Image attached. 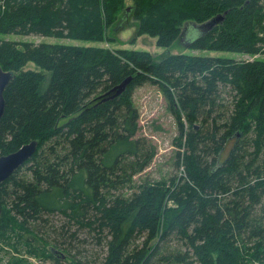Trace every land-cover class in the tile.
Segmentation results:
<instances>
[{
	"label": "trees",
	"instance_id": "16d2710c",
	"mask_svg": "<svg viewBox=\"0 0 264 264\" xmlns=\"http://www.w3.org/2000/svg\"><path fill=\"white\" fill-rule=\"evenodd\" d=\"M125 12L135 35L159 47L221 15L191 49L264 54V0H5L0 34L104 42ZM0 66L14 73L0 152L37 141L0 182V241L24 239L29 254L44 255L23 234L38 240L40 222L59 214L105 240L102 264H264V60L177 53L156 61L146 50L1 39ZM147 82L177 118L184 151L175 166L185 173L134 185L156 155L138 136L132 100Z\"/></svg>",
	"mask_w": 264,
	"mask_h": 264
},
{
	"label": "rangeland",
	"instance_id": "374dc122",
	"mask_svg": "<svg viewBox=\"0 0 264 264\" xmlns=\"http://www.w3.org/2000/svg\"><path fill=\"white\" fill-rule=\"evenodd\" d=\"M126 1L128 5L132 2V0ZM123 21L122 25H120L121 21H118L119 23L117 22L119 25L117 30L115 25L108 30L107 33L110 39L104 42H89L86 40L56 38L34 34L24 36L0 34V40L86 46L95 45L110 49L146 50L151 53L156 61L163 55L177 53L232 59L257 58L264 60V54L251 57L236 52L191 49L188 43L198 38L204 32V29L200 25L187 24L182 30L181 39L176 40L169 47H159L156 44V37L147 34L136 36V25L134 22L126 18ZM25 68L36 69L33 63H28ZM222 96H226V99L231 100L228 94ZM132 100L139 113L138 136L145 137L156 149V155L150 166L134 176V185H139L146 179L160 180L164 178L168 180L175 173L180 176L184 175L185 171L182 163H180L178 170L175 166L177 153H181V160L184 151L183 147H179L177 144L179 134L177 118L173 114L171 105L165 98L160 87L147 82L136 88ZM24 172L25 169L20 171L22 174ZM169 205H172V203H169ZM65 221L61 215L52 214L47 217L46 221H41L40 226H37L36 233L34 234L38 237V240H34L32 235L23 234V238L27 237L30 240L29 243L32 245V248L39 249V251L46 248V254L44 255L40 253L38 255L29 254L28 249H30V246L24 243V239L19 243L0 241V264H69L73 260V257L74 259L82 260L86 264H102L107 254L105 240L100 241V236L96 231L78 229L73 224H65ZM137 242L139 243L140 240ZM170 243L175 247L179 242L173 239ZM48 255L51 256L49 257ZM55 258H58L60 262H56Z\"/></svg>",
	"mask_w": 264,
	"mask_h": 264
},
{
	"label": "water",
	"instance_id": "95a60500",
	"mask_svg": "<svg viewBox=\"0 0 264 264\" xmlns=\"http://www.w3.org/2000/svg\"><path fill=\"white\" fill-rule=\"evenodd\" d=\"M126 9L129 10V7H127ZM124 18L129 19L126 12L125 15H123L120 18V20H118L119 22L121 21L120 25L123 24ZM222 18L223 17L221 15H217L214 18L207 21L206 23H204L203 25H201V27L208 29L212 27L214 24L220 22ZM118 23L117 25L115 24L116 30L118 29L119 26ZM13 77H14V73L12 71L3 70L2 67L0 66V120L4 113V107H5L4 90ZM130 80H131V76L127 77L120 84H118L113 89H111L114 91L113 96H116L120 94L122 91H124ZM36 147H37V141L31 140L30 142L23 144L21 147H19L17 150L13 152L7 154H2L0 152V182L7 179L16 169L24 165L25 162L28 159H30L31 156L34 154V151H36Z\"/></svg>",
	"mask_w": 264,
	"mask_h": 264
},
{
	"label": "built area",
	"instance_id": "2783aa9c",
	"mask_svg": "<svg viewBox=\"0 0 264 264\" xmlns=\"http://www.w3.org/2000/svg\"><path fill=\"white\" fill-rule=\"evenodd\" d=\"M4 1H5V0H0V6H1V7H3Z\"/></svg>",
	"mask_w": 264,
	"mask_h": 264
},
{
	"label": "bare ground",
	"instance_id": "6f19581e",
	"mask_svg": "<svg viewBox=\"0 0 264 264\" xmlns=\"http://www.w3.org/2000/svg\"><path fill=\"white\" fill-rule=\"evenodd\" d=\"M127 85H128V84H127ZM124 90H125V89H124ZM122 92H123V91H122ZM122 92H121V93H122ZM0 209H1V208H0ZM0 213H1V211H0Z\"/></svg>",
	"mask_w": 264,
	"mask_h": 264
}]
</instances>
